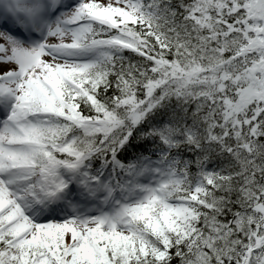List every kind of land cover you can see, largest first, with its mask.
Segmentation results:
<instances>
[{
    "label": "snow or ice",
    "instance_id": "1",
    "mask_svg": "<svg viewBox=\"0 0 264 264\" xmlns=\"http://www.w3.org/2000/svg\"><path fill=\"white\" fill-rule=\"evenodd\" d=\"M0 264H264V0H0Z\"/></svg>",
    "mask_w": 264,
    "mask_h": 264
}]
</instances>
